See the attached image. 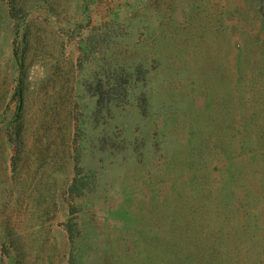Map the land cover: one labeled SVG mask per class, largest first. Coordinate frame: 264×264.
Masks as SVG:
<instances>
[{
    "label": "rangeland",
    "instance_id": "obj_1",
    "mask_svg": "<svg viewBox=\"0 0 264 264\" xmlns=\"http://www.w3.org/2000/svg\"><path fill=\"white\" fill-rule=\"evenodd\" d=\"M264 0H0V264H264Z\"/></svg>",
    "mask_w": 264,
    "mask_h": 264
},
{
    "label": "trees",
    "instance_id": "obj_2",
    "mask_svg": "<svg viewBox=\"0 0 264 264\" xmlns=\"http://www.w3.org/2000/svg\"><path fill=\"white\" fill-rule=\"evenodd\" d=\"M264 7V6H263Z\"/></svg>",
    "mask_w": 264,
    "mask_h": 264
}]
</instances>
